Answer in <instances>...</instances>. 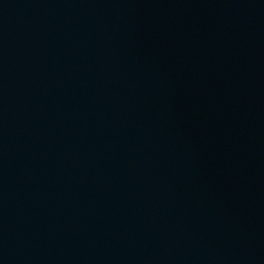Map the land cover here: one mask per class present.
<instances>
[{"label": "water", "instance_id": "1", "mask_svg": "<svg viewBox=\"0 0 264 264\" xmlns=\"http://www.w3.org/2000/svg\"><path fill=\"white\" fill-rule=\"evenodd\" d=\"M0 264H264V0H0Z\"/></svg>", "mask_w": 264, "mask_h": 264}]
</instances>
